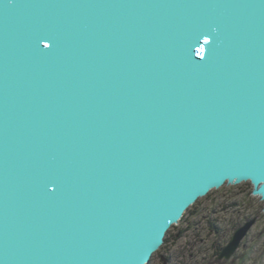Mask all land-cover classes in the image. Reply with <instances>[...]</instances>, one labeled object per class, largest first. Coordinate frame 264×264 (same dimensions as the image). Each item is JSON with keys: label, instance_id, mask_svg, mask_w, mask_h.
Instances as JSON below:
<instances>
[{"label": "water", "instance_id": "obj_1", "mask_svg": "<svg viewBox=\"0 0 264 264\" xmlns=\"http://www.w3.org/2000/svg\"><path fill=\"white\" fill-rule=\"evenodd\" d=\"M246 182L264 211V0H0V264H148Z\"/></svg>", "mask_w": 264, "mask_h": 264}, {"label": "rangeland", "instance_id": "obj_2", "mask_svg": "<svg viewBox=\"0 0 264 264\" xmlns=\"http://www.w3.org/2000/svg\"><path fill=\"white\" fill-rule=\"evenodd\" d=\"M251 185H224L200 198L165 236L166 242L148 264H264L263 201L251 195ZM255 224L228 260L216 261L236 228Z\"/></svg>", "mask_w": 264, "mask_h": 264}, {"label": "trees", "instance_id": "obj_3", "mask_svg": "<svg viewBox=\"0 0 264 264\" xmlns=\"http://www.w3.org/2000/svg\"><path fill=\"white\" fill-rule=\"evenodd\" d=\"M208 194H209V193H208ZM208 194H207V195H208ZM196 202H197V201H196ZM192 206H193V205H192ZM182 218H183V217H182ZM172 227H173V226H172ZM172 227H171V228H172ZM171 228H170V229H171ZM165 242H166V240H164V243H165ZM222 248H223V247H222ZM222 248H219V249H218V251H217V253H216V256L219 255V253H220V251H221ZM216 261L218 262V259H216Z\"/></svg>", "mask_w": 264, "mask_h": 264}, {"label": "flooded vegetation", "instance_id": "obj_4", "mask_svg": "<svg viewBox=\"0 0 264 264\" xmlns=\"http://www.w3.org/2000/svg\"><path fill=\"white\" fill-rule=\"evenodd\" d=\"M216 253H217V252H216ZM216 253H215V254H216ZM216 258L218 259V256H216Z\"/></svg>", "mask_w": 264, "mask_h": 264}]
</instances>
